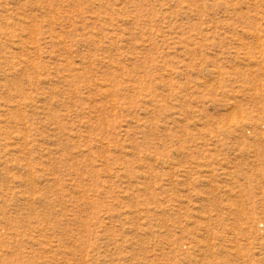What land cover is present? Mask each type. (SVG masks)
I'll list each match as a JSON object with an SVG mask.
<instances>
[{
  "label": "rangeland",
  "instance_id": "obj_1",
  "mask_svg": "<svg viewBox=\"0 0 264 264\" xmlns=\"http://www.w3.org/2000/svg\"><path fill=\"white\" fill-rule=\"evenodd\" d=\"M0 264H264V0H0Z\"/></svg>",
  "mask_w": 264,
  "mask_h": 264
}]
</instances>
